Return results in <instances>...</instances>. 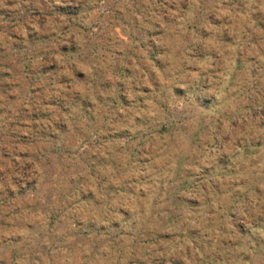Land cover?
Instances as JSON below:
<instances>
[{"label": "rangeland", "instance_id": "obj_1", "mask_svg": "<svg viewBox=\"0 0 264 264\" xmlns=\"http://www.w3.org/2000/svg\"><path fill=\"white\" fill-rule=\"evenodd\" d=\"M0 264H264V0H0Z\"/></svg>", "mask_w": 264, "mask_h": 264}]
</instances>
